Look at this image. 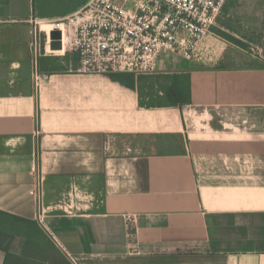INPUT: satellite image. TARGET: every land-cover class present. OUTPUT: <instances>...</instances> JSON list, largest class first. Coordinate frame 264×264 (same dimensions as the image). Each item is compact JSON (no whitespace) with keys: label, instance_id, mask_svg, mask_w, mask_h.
<instances>
[{"label":"crops","instance_id":"obj_1","mask_svg":"<svg viewBox=\"0 0 264 264\" xmlns=\"http://www.w3.org/2000/svg\"><path fill=\"white\" fill-rule=\"evenodd\" d=\"M86 2L0 0V264H69L51 236L80 264H264V65L215 26L153 75L34 58L28 19Z\"/></svg>","mask_w":264,"mask_h":264},{"label":"built area","instance_id":"obj_2","mask_svg":"<svg viewBox=\"0 0 264 264\" xmlns=\"http://www.w3.org/2000/svg\"><path fill=\"white\" fill-rule=\"evenodd\" d=\"M227 0H87L67 16L47 20L31 17L30 50L36 58L43 38L45 53H70L82 75L128 73L153 75L166 56L191 60L215 26ZM60 33L61 50H50V33ZM35 89L48 79L37 71ZM37 222L42 225L39 211ZM63 252L69 264L80 260Z\"/></svg>","mask_w":264,"mask_h":264},{"label":"rangeland","instance_id":"obj_3","mask_svg":"<svg viewBox=\"0 0 264 264\" xmlns=\"http://www.w3.org/2000/svg\"><path fill=\"white\" fill-rule=\"evenodd\" d=\"M213 31L225 40L231 63L264 65V0H228Z\"/></svg>","mask_w":264,"mask_h":264},{"label":"water","instance_id":"obj_4","mask_svg":"<svg viewBox=\"0 0 264 264\" xmlns=\"http://www.w3.org/2000/svg\"><path fill=\"white\" fill-rule=\"evenodd\" d=\"M60 33L57 31H53L50 33V49L53 51L61 50V43H60Z\"/></svg>","mask_w":264,"mask_h":264}]
</instances>
